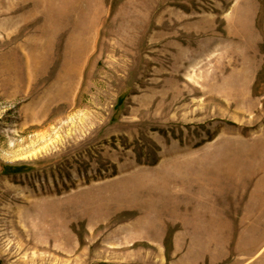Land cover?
Masks as SVG:
<instances>
[{
  "label": "rangeland",
  "instance_id": "1",
  "mask_svg": "<svg viewBox=\"0 0 264 264\" xmlns=\"http://www.w3.org/2000/svg\"><path fill=\"white\" fill-rule=\"evenodd\" d=\"M0 264H264V0H0Z\"/></svg>",
  "mask_w": 264,
  "mask_h": 264
}]
</instances>
